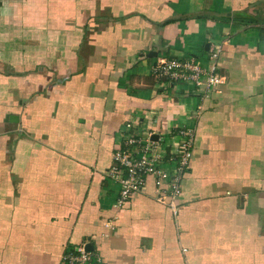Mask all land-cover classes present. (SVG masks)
Here are the masks:
<instances>
[{
  "label": "crops",
  "instance_id": "1",
  "mask_svg": "<svg viewBox=\"0 0 264 264\" xmlns=\"http://www.w3.org/2000/svg\"><path fill=\"white\" fill-rule=\"evenodd\" d=\"M214 45L210 92L151 73ZM131 121L193 136L177 219L151 178L115 206ZM82 243L100 264H264V0H0V264Z\"/></svg>",
  "mask_w": 264,
  "mask_h": 264
},
{
  "label": "built area",
  "instance_id": "2",
  "mask_svg": "<svg viewBox=\"0 0 264 264\" xmlns=\"http://www.w3.org/2000/svg\"><path fill=\"white\" fill-rule=\"evenodd\" d=\"M220 50V46H212L204 59L159 54L154 58L151 73L154 78L184 82L203 93L210 92L222 83V78L216 73ZM133 124L131 121L123 126V130L131 131L133 128L134 131L123 136L122 144L112 154V163L106 171V178L117 186L115 206L123 207L130 196L142 191L151 178L154 199L164 204L173 219H177L182 180L189 168L193 136L189 131L180 130L171 139L166 135H157L153 139L152 134L156 132L144 133ZM105 226H110L109 222ZM62 264L100 263L94 252L87 250L82 243L63 253Z\"/></svg>",
  "mask_w": 264,
  "mask_h": 264
},
{
  "label": "water",
  "instance_id": "3",
  "mask_svg": "<svg viewBox=\"0 0 264 264\" xmlns=\"http://www.w3.org/2000/svg\"><path fill=\"white\" fill-rule=\"evenodd\" d=\"M152 138L156 139L157 136H156V135H152ZM85 248H86L87 250L92 251L93 246H92L91 244L88 243V244L85 245Z\"/></svg>",
  "mask_w": 264,
  "mask_h": 264
}]
</instances>
